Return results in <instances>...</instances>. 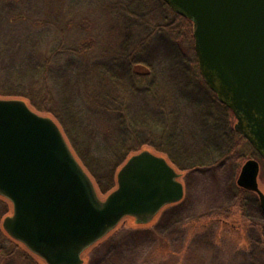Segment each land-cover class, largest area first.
<instances>
[{
    "label": "trees",
    "instance_id": "1",
    "mask_svg": "<svg viewBox=\"0 0 264 264\" xmlns=\"http://www.w3.org/2000/svg\"><path fill=\"white\" fill-rule=\"evenodd\" d=\"M191 40L193 22L167 0H0V98L52 117L101 194L146 148L180 172L200 170L245 138L205 82L194 40L184 46ZM185 109L205 117L221 142L206 151L189 142ZM237 191L245 212V189ZM9 206L0 198V264H41L3 230Z\"/></svg>",
    "mask_w": 264,
    "mask_h": 264
},
{
    "label": "water",
    "instance_id": "2",
    "mask_svg": "<svg viewBox=\"0 0 264 264\" xmlns=\"http://www.w3.org/2000/svg\"><path fill=\"white\" fill-rule=\"evenodd\" d=\"M167 1L193 22L205 82L239 118L236 131L253 122L251 141L264 158V0ZM257 174L258 161L247 159L236 183L257 194L264 212ZM179 175L164 156L142 149L100 199L54 119L22 99L0 98V196L12 208L1 226L46 264H82V252L125 216L151 221L183 198Z\"/></svg>",
    "mask_w": 264,
    "mask_h": 264
},
{
    "label": "rangeland",
    "instance_id": "3",
    "mask_svg": "<svg viewBox=\"0 0 264 264\" xmlns=\"http://www.w3.org/2000/svg\"><path fill=\"white\" fill-rule=\"evenodd\" d=\"M184 46L192 47L193 40ZM168 63L164 60L158 67L167 68ZM207 110L204 106V113ZM184 113L187 121L183 129L189 142L196 141L205 151L221 142L205 117H194L197 111L185 109ZM235 122L233 118V127ZM239 138L236 134L233 141ZM239 140V145L216 164L200 170H177L184 186L179 202L164 206L144 224L131 216L123 217L113 230L82 252V264H192L198 256L204 264H264V212L259 199L256 202L257 194L248 189L244 191L246 210L239 209L237 190L242 187L236 183L243 163L253 158L258 161V187L264 193V160L248 140ZM95 188L98 197L104 199L106 194ZM41 264L46 263L42 260Z\"/></svg>",
    "mask_w": 264,
    "mask_h": 264
},
{
    "label": "flooded vegetation",
    "instance_id": "4",
    "mask_svg": "<svg viewBox=\"0 0 264 264\" xmlns=\"http://www.w3.org/2000/svg\"><path fill=\"white\" fill-rule=\"evenodd\" d=\"M236 119V122L235 123H237L238 122V120H239V118H235ZM252 124H253V122H250L248 125V127L246 126V128L244 127V125H242L241 126V129H239L240 130V132L242 133V131H244L245 133H242L243 135V137L246 139V140H248V142L252 145V147L261 155V157H262V159L264 160V158H263V155L260 153V151L258 150V149H256L255 148V146H254V144H253V142L251 141V139H253V134L250 132V128H251V126H252ZM255 127V126H254ZM244 134H246V135H244ZM252 135V136H251ZM249 137H250V139H249Z\"/></svg>",
    "mask_w": 264,
    "mask_h": 264
}]
</instances>
